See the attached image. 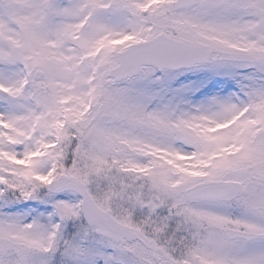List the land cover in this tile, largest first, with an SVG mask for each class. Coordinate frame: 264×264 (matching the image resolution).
Masks as SVG:
<instances>
[{
	"label": "snow or ice",
	"instance_id": "6c2138e0",
	"mask_svg": "<svg viewBox=\"0 0 264 264\" xmlns=\"http://www.w3.org/2000/svg\"><path fill=\"white\" fill-rule=\"evenodd\" d=\"M0 264H264V0H0Z\"/></svg>",
	"mask_w": 264,
	"mask_h": 264
}]
</instances>
